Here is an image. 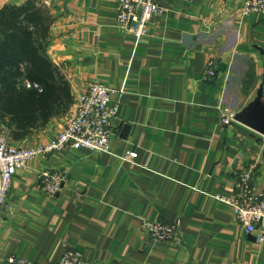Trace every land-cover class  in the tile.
Instances as JSON below:
<instances>
[{"label": "crops", "instance_id": "obj_1", "mask_svg": "<svg viewBox=\"0 0 264 264\" xmlns=\"http://www.w3.org/2000/svg\"><path fill=\"white\" fill-rule=\"evenodd\" d=\"M158 1L163 13L136 39L116 26V0H41L53 15L46 54L71 93L92 81L115 89L112 153L65 146L18 169L0 264H12L9 255L55 264L65 246L82 252V264H264V242L218 196L232 195L234 169L249 165L264 190V137L216 121L221 96L237 112L260 88L264 105V15H240L244 0ZM24 2L0 0V8ZM209 60L216 74L205 78ZM250 65L253 79L243 85ZM72 110L16 144L48 143ZM127 150L136 151L133 161L119 157ZM42 170L63 171L57 194L35 188ZM176 219L173 242L152 240L142 227Z\"/></svg>", "mask_w": 264, "mask_h": 264}, {"label": "built area", "instance_id": "obj_2", "mask_svg": "<svg viewBox=\"0 0 264 264\" xmlns=\"http://www.w3.org/2000/svg\"><path fill=\"white\" fill-rule=\"evenodd\" d=\"M116 26L134 35L136 39L147 35L153 17L160 15L164 7L158 0H116ZM240 15L251 12L264 15V0H244L239 7ZM216 74L212 60L204 68L205 78ZM29 85L28 82H26ZM115 89L99 81L90 82L81 92L73 95V110L63 127L46 144L29 146L14 144L9 138V130L0 125V228L7 213H12V205L7 203V192L18 169L27 167V162L37 154L65 146L83 147L92 151L112 153L111 136L113 120L117 116L118 102L113 101ZM216 121L220 125L229 124L235 112L225 102L223 96L216 103ZM264 137V136H263ZM133 161L136 151L127 150L119 156ZM64 173L59 170H42L38 173L35 188L50 195L57 194L63 187ZM253 165L234 169L232 195H218L229 203L234 219L245 232L253 234L258 243L264 242V190L254 185ZM179 219L173 222L143 220L142 227L150 239L162 242L176 241ZM6 260L12 264H37L30 259L9 255ZM82 252L65 246L55 264H82Z\"/></svg>", "mask_w": 264, "mask_h": 264}, {"label": "trees", "instance_id": "obj_3", "mask_svg": "<svg viewBox=\"0 0 264 264\" xmlns=\"http://www.w3.org/2000/svg\"><path fill=\"white\" fill-rule=\"evenodd\" d=\"M52 22L41 0L0 8V125L8 128L13 143L66 113L73 103L69 81L46 54ZM252 76L250 65L243 85Z\"/></svg>", "mask_w": 264, "mask_h": 264}, {"label": "water", "instance_id": "obj_4", "mask_svg": "<svg viewBox=\"0 0 264 264\" xmlns=\"http://www.w3.org/2000/svg\"><path fill=\"white\" fill-rule=\"evenodd\" d=\"M234 119L254 129L260 136H264V105L260 88L253 100L235 112Z\"/></svg>", "mask_w": 264, "mask_h": 264}, {"label": "rangeland", "instance_id": "obj_5", "mask_svg": "<svg viewBox=\"0 0 264 264\" xmlns=\"http://www.w3.org/2000/svg\"><path fill=\"white\" fill-rule=\"evenodd\" d=\"M249 64V62H247V65ZM247 70V68L245 69V71ZM14 144H16V143H14Z\"/></svg>", "mask_w": 264, "mask_h": 264}]
</instances>
